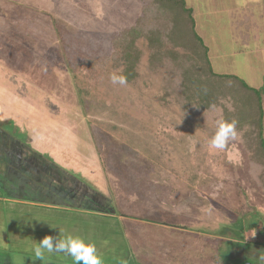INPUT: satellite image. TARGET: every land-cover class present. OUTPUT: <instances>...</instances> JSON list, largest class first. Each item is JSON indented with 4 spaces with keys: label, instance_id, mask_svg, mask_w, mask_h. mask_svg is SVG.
<instances>
[{
    "label": "rangeland",
    "instance_id": "1",
    "mask_svg": "<svg viewBox=\"0 0 264 264\" xmlns=\"http://www.w3.org/2000/svg\"><path fill=\"white\" fill-rule=\"evenodd\" d=\"M184 1L213 72L261 90L264 108V0ZM150 3L0 0V200L19 201L0 202V264H72L32 251L64 235L54 222L63 208L113 216L112 252L95 226L90 240L114 261L264 264L244 219L255 209L264 221L244 131L210 149L221 110L183 114L170 88L177 71L150 65L143 35L137 77L110 80L124 67L116 39L145 16L151 23Z\"/></svg>",
    "mask_w": 264,
    "mask_h": 264
},
{
    "label": "trees",
    "instance_id": "2",
    "mask_svg": "<svg viewBox=\"0 0 264 264\" xmlns=\"http://www.w3.org/2000/svg\"><path fill=\"white\" fill-rule=\"evenodd\" d=\"M143 9H145L144 16L148 12H154L151 23L148 25L145 22V16V20L141 19L139 25L128 29L115 41V45H122V49L119 50L116 57L124 66L120 74L126 76L128 83L137 77L136 67L141 56V50L135 47V43L138 37L143 35L149 46L150 65L157 62L159 66L164 61L177 71L175 72L178 73V76L172 81L170 88L175 94V99L179 102L183 114L205 112L206 118L211 115L217 117L216 109L219 108L221 110L220 115L225 120L235 119L238 121V130L244 131V135L241 136L243 147L249 153L254 170L256 172L258 170L257 173H253V178L264 192V108L261 90L248 87L236 76L213 72L207 57L208 48L194 32L191 9L186 6L184 0H151L150 5L143 7ZM243 21H248V18ZM210 134L212 135V133ZM30 198L32 197H28V201H31ZM0 202L2 206H10L12 202L19 201L9 202V200L2 198ZM46 207L50 208V206ZM74 210V208H63L61 215L56 221L54 219L57 224V232H63L64 235L79 236L86 242H91L90 238L97 237L93 231V226H95L99 229L98 232L96 231L99 237L105 240V245L108 247L109 244L115 245L118 236L117 230L120 227L115 222L110 224L109 221H112L113 216L92 211L75 212ZM81 214L85 215L84 218L81 217ZM253 217H255L254 220ZM81 218L87 220L85 227L80 222ZM244 219L249 221L247 229L251 227L256 232L257 242L264 247V221L259 213L252 209L244 215ZM240 222H242L241 219ZM63 228L66 231H62ZM56 229L52 230L51 233L55 234ZM78 233L81 234L77 235ZM5 234L3 233V235ZM5 237L9 239L8 235ZM102 245L103 242L98 241L97 250H100L99 247ZM109 248L110 251L113 249L111 246ZM99 253L102 254V252ZM49 257L75 264L73 258L65 254L54 253ZM103 258H106V261L110 260L105 262L106 264H113L115 261H119V264H128L123 262L120 257L116 258L115 261L114 257Z\"/></svg>",
    "mask_w": 264,
    "mask_h": 264
},
{
    "label": "clouds",
    "instance_id": "3",
    "mask_svg": "<svg viewBox=\"0 0 264 264\" xmlns=\"http://www.w3.org/2000/svg\"><path fill=\"white\" fill-rule=\"evenodd\" d=\"M110 80L114 85L126 86L128 81L125 75L118 71L110 74ZM238 121L225 120L223 117L216 122V130L208 140V147L215 150H225L228 144L239 137ZM61 231V230H60ZM36 259L43 260L47 254H65L71 256L75 264H104L103 256L98 252L96 244L86 242L79 236L63 235L61 238L45 236L32 248ZM264 261V255L258 257Z\"/></svg>",
    "mask_w": 264,
    "mask_h": 264
}]
</instances>
